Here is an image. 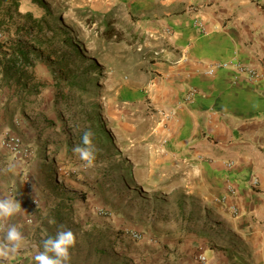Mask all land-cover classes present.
Masks as SVG:
<instances>
[{
  "label": "crops",
  "instance_id": "0c3cea01",
  "mask_svg": "<svg viewBox=\"0 0 264 264\" xmlns=\"http://www.w3.org/2000/svg\"><path fill=\"white\" fill-rule=\"evenodd\" d=\"M161 2L167 5L164 16L147 8L153 38L142 52V68L125 78V60L113 57L117 87L107 101L103 96V109L113 124L140 135L137 148L153 180L149 188L165 190L174 215L139 227V239L120 233L116 244L100 247L109 257L83 263L197 264L204 253L208 264H264V0ZM231 60L254 67L259 76L239 74L234 66L207 73L210 62ZM35 61L29 71L36 81L43 69ZM23 140L34 151L28 160L12 157L0 138V196L21 203L11 222L28 246L0 264H34L46 218L35 207L53 191L52 169L42 176L38 146ZM161 164L166 169H155ZM83 263L71 255L70 264Z\"/></svg>",
  "mask_w": 264,
  "mask_h": 264
},
{
  "label": "rangeland",
  "instance_id": "374dc122",
  "mask_svg": "<svg viewBox=\"0 0 264 264\" xmlns=\"http://www.w3.org/2000/svg\"><path fill=\"white\" fill-rule=\"evenodd\" d=\"M39 1L19 0L12 16L6 11L9 3L0 4V41L24 35L34 47V61L38 58L35 62L43 69L38 70V80L29 77L26 87L14 82L0 86V138L9 131L34 140L40 153L36 169L44 177L52 169L53 191L42 198L45 204L35 207L42 208L39 215L46 217L38 232L39 246L63 226L77 236L71 255L79 263L91 257L101 260L109 257L101 248L116 244L120 233L136 232L141 237L144 231L139 227L146 230L174 215L165 190L149 188L153 180L145 170L150 169L148 160L137 148L140 135L133 127L123 130L113 124L103 109L105 97L106 101L113 97L117 87L113 57L125 60L121 66L125 78L142 68V52L153 38L148 27L154 19L147 8L152 6L160 17L167 5L161 0ZM36 25L40 28L32 29ZM108 29L116 35L108 38ZM86 72L96 79L85 81L84 91L64 85L70 76ZM36 87L38 93H31ZM47 91L50 96L45 97ZM87 129L95 133L94 143L100 149L90 169L72 153ZM155 169H166L165 164ZM60 176L63 179L56 182ZM154 181L165 183V177L155 176Z\"/></svg>",
  "mask_w": 264,
  "mask_h": 264
},
{
  "label": "clouds",
  "instance_id": "9594fccd",
  "mask_svg": "<svg viewBox=\"0 0 264 264\" xmlns=\"http://www.w3.org/2000/svg\"><path fill=\"white\" fill-rule=\"evenodd\" d=\"M95 133L91 129L83 132L81 142L75 144L72 153L82 162V167H95L100 149L94 143ZM11 170V169H9ZM193 171L199 175V166ZM21 213V203L9 196H0V261L7 262L28 246V238L17 224L12 223L13 217ZM59 230L54 237L42 241L41 249L32 258L34 264H70L71 249L76 246L77 236L71 229Z\"/></svg>",
  "mask_w": 264,
  "mask_h": 264
},
{
  "label": "trees",
  "instance_id": "16d2710c",
  "mask_svg": "<svg viewBox=\"0 0 264 264\" xmlns=\"http://www.w3.org/2000/svg\"><path fill=\"white\" fill-rule=\"evenodd\" d=\"M41 3L39 0H33ZM8 2L9 5L6 11L10 16L16 12L19 8V0H0V4ZM29 20H33L31 13H27ZM39 23V21H34ZM40 28V25H36L34 28ZM105 31L108 38H112L116 35L115 31ZM33 45L30 44L29 40H26L24 35H20L16 40L11 38L0 41V86L3 83H22L26 87L31 74H28V69L34 64V49ZM59 65V63L57 64ZM90 72V71H88ZM82 73V75H73L66 79L64 85L68 86L71 90L77 88L80 91L85 89V81L95 80L96 77L91 76V73ZM30 77V78H29ZM23 81V82H22ZM31 93H38V87H36Z\"/></svg>",
  "mask_w": 264,
  "mask_h": 264
},
{
  "label": "built area",
  "instance_id": "2783aa9c",
  "mask_svg": "<svg viewBox=\"0 0 264 264\" xmlns=\"http://www.w3.org/2000/svg\"><path fill=\"white\" fill-rule=\"evenodd\" d=\"M166 33L171 32V28L165 29ZM2 37V33H0V38ZM235 67L236 71L239 74L247 75L250 78H257L259 76L258 72L254 67H251L249 65L243 64L239 61H214L207 64V73L213 74L216 69L219 68H231ZM2 146L8 151V153L16 158V159H23L28 160L33 155V148L31 145L24 142L23 138H21L19 135L11 133L9 131L4 132L2 135ZM229 165H232V162L228 163ZM253 184H257V179L255 178L253 180ZM231 211L233 213L238 212V208L235 205L230 206ZM129 235L134 239H139L140 234L136 232H130ZM197 264H208L207 256L204 253H199L197 256Z\"/></svg>",
  "mask_w": 264,
  "mask_h": 264
}]
</instances>
